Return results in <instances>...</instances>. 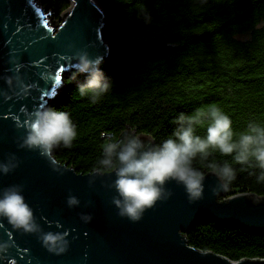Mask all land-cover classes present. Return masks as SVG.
<instances>
[{
  "label": "water",
  "instance_id": "1",
  "mask_svg": "<svg viewBox=\"0 0 264 264\" xmlns=\"http://www.w3.org/2000/svg\"><path fill=\"white\" fill-rule=\"evenodd\" d=\"M67 2L53 20L37 0H0V264H264L185 236L206 219L264 233V196H226L215 170L162 169L150 134H136L104 172L54 158L40 131L45 107L65 73L91 75L112 52L98 0Z\"/></svg>",
  "mask_w": 264,
  "mask_h": 264
},
{
  "label": "trees",
  "instance_id": "2",
  "mask_svg": "<svg viewBox=\"0 0 264 264\" xmlns=\"http://www.w3.org/2000/svg\"><path fill=\"white\" fill-rule=\"evenodd\" d=\"M37 1L56 18L69 6ZM98 2L112 52L91 75L65 73L45 107L40 131L54 158L104 172L142 132L162 169L215 170L226 196H264V0ZM185 236L231 260L264 258V233L206 219Z\"/></svg>",
  "mask_w": 264,
  "mask_h": 264
},
{
  "label": "built area",
  "instance_id": "3",
  "mask_svg": "<svg viewBox=\"0 0 264 264\" xmlns=\"http://www.w3.org/2000/svg\"><path fill=\"white\" fill-rule=\"evenodd\" d=\"M102 136H105V137H107L108 139H110V138L112 137L111 134H105V133H102ZM113 145H114V144H113ZM113 145H110V147L113 146ZM108 149H111V148H108Z\"/></svg>",
  "mask_w": 264,
  "mask_h": 264
},
{
  "label": "rangeland",
  "instance_id": "4",
  "mask_svg": "<svg viewBox=\"0 0 264 264\" xmlns=\"http://www.w3.org/2000/svg\"><path fill=\"white\" fill-rule=\"evenodd\" d=\"M45 11H47V10H45ZM50 17H51V19H53V20H56L57 18L53 15V14H51L50 13ZM57 23H58V20H57Z\"/></svg>",
  "mask_w": 264,
  "mask_h": 264
}]
</instances>
